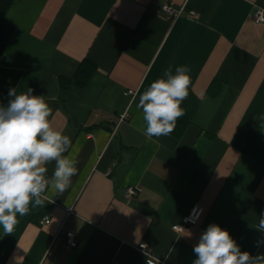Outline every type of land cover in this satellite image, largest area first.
<instances>
[{"label":"crops","instance_id":"1","mask_svg":"<svg viewBox=\"0 0 264 264\" xmlns=\"http://www.w3.org/2000/svg\"><path fill=\"white\" fill-rule=\"evenodd\" d=\"M184 6L170 19L160 5ZM264 0H16L13 31L0 55V106L32 89L45 96L53 127L71 138L63 156L77 175L63 193L0 227V264H144L132 245L146 242L167 264H193V248L211 223L255 256L264 213ZM192 10L196 16H189ZM83 60L88 81L62 86ZM190 68L196 105L180 135L149 140L136 105L171 67ZM133 90V95L126 92ZM126 111L128 118L118 121ZM50 180L56 168L44 165ZM136 187L132 199L126 188ZM193 205L194 225H172ZM72 213L68 214L66 209ZM48 218V222L44 219ZM66 231L76 235L70 247Z\"/></svg>","mask_w":264,"mask_h":264},{"label":"clouds","instance_id":"2","mask_svg":"<svg viewBox=\"0 0 264 264\" xmlns=\"http://www.w3.org/2000/svg\"><path fill=\"white\" fill-rule=\"evenodd\" d=\"M190 71L180 65L173 74L169 67L164 78L152 82L140 96L136 107L142 110L143 134L149 140L170 135L185 115L181 104L189 95ZM8 95L7 106H0V227L6 235L13 233L18 216L30 213V205H44L46 189L65 192L78 172L75 161L63 156L72 141L53 127L45 96L33 95L31 88L19 94L10 88ZM52 160L56 168L50 181L45 178L44 165ZM256 229L264 233V213ZM261 243L264 240L257 246ZM193 251L197 256L193 264H264V253L253 256L241 251L229 231L216 223L207 226Z\"/></svg>","mask_w":264,"mask_h":264},{"label":"built area","instance_id":"3","mask_svg":"<svg viewBox=\"0 0 264 264\" xmlns=\"http://www.w3.org/2000/svg\"><path fill=\"white\" fill-rule=\"evenodd\" d=\"M160 10L163 11L170 19H177L178 16L181 15V13L184 10V6L179 7H172L169 3H163L160 5ZM189 16H196V13L192 10H189L188 12ZM252 18L255 22H264V8L256 7L252 13ZM135 91L128 90L126 94L133 95ZM128 118V113L126 111L120 113L118 115V121H122ZM137 189L136 187L129 186L126 188L125 191V198L127 200H130L133 198V196L136 194ZM44 195L42 194V197ZM66 212L68 214L72 213V210L70 208L66 209ZM203 212V208L199 205H193L187 215H185L181 221L177 224L172 225V229L176 232L181 231L184 226L186 225H194L197 223L199 218L201 217ZM48 218L45 217L44 222H48ZM65 239L67 244L74 248L77 246V239L76 235L72 231H66L65 233ZM132 247L137 250L144 258V264H167L164 260L159 259L156 257L151 247L146 242L138 243L137 245H132ZM103 264H118L115 260L105 261Z\"/></svg>","mask_w":264,"mask_h":264},{"label":"trees","instance_id":"4","mask_svg":"<svg viewBox=\"0 0 264 264\" xmlns=\"http://www.w3.org/2000/svg\"><path fill=\"white\" fill-rule=\"evenodd\" d=\"M15 1L16 0H0V55L4 51V48L13 31L12 26L6 21L5 15L10 5ZM94 70L95 67L91 61L83 60L80 62L74 76L71 79L60 78L59 82L62 86H66L71 82H74L78 86H82L88 81ZM195 105L196 100L189 89L187 99L181 104V107L185 110V115L178 119L176 127L173 131L174 133L180 135L183 129L189 124Z\"/></svg>","mask_w":264,"mask_h":264}]
</instances>
